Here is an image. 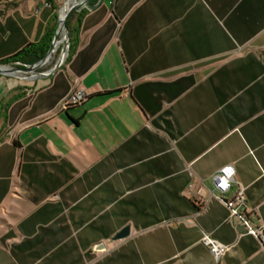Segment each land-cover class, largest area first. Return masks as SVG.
Masks as SVG:
<instances>
[{
  "label": "crops",
  "instance_id": "obj_1",
  "mask_svg": "<svg viewBox=\"0 0 264 264\" xmlns=\"http://www.w3.org/2000/svg\"><path fill=\"white\" fill-rule=\"evenodd\" d=\"M64 1L0 0V62L53 39ZM91 4L62 68L0 74V264H264L211 194L234 165L225 197L264 225V0Z\"/></svg>",
  "mask_w": 264,
  "mask_h": 264
},
{
  "label": "built area",
  "instance_id": "obj_2",
  "mask_svg": "<svg viewBox=\"0 0 264 264\" xmlns=\"http://www.w3.org/2000/svg\"><path fill=\"white\" fill-rule=\"evenodd\" d=\"M77 4L80 6L79 10L84 8L94 7L89 5L88 0L85 3H80L76 0ZM78 10V11H79ZM65 36V35H64ZM66 45V38H65ZM65 45L62 47L60 51V55L63 52ZM59 55V56H60ZM70 57V56H69ZM67 58V60L69 59ZM65 61V63L67 62ZM58 59L51 64L54 66L57 63ZM65 63L61 66V68L65 65ZM49 70V69H48ZM46 71H40L37 73H43ZM88 99V94L81 89L73 90L62 103L63 110H68L73 106H77L83 104ZM214 189L211 194L222 201L228 211V222L237 221L246 229L247 234L255 237L263 246H264V225L255 224L247 210V202L245 198V190L244 188H238L235 190L233 195L230 198H226L225 196L229 195L234 190V185L237 183L236 181V168L234 165H227L222 167L214 176H213ZM202 243L209 249L211 254L214 256L215 260L218 262L222 257L226 255V253L230 250V246L225 245L218 240L211 238L209 235L205 234L202 238Z\"/></svg>",
  "mask_w": 264,
  "mask_h": 264
},
{
  "label": "water",
  "instance_id": "obj_3",
  "mask_svg": "<svg viewBox=\"0 0 264 264\" xmlns=\"http://www.w3.org/2000/svg\"><path fill=\"white\" fill-rule=\"evenodd\" d=\"M75 1L76 0H65L61 4L57 15L58 18L57 29L52 39L49 51L43 58H41L39 61L35 62L34 64H25L21 61H15L11 63H0V74L15 76L22 80H35L37 78L48 77L54 74L57 70H59L71 54L72 39H71V29L69 26V18L73 12H76L80 9V6L78 4H75L76 3ZM88 2L89 5L92 6L91 0H88ZM59 29H61L65 35L66 45L63 49L62 54L58 57L57 63L54 66H52L49 70L43 73H37L31 71V69L36 66L49 64L51 62L50 60H48V56L51 50L53 49L55 42L57 41V35ZM129 234H130V228L126 227L114 237V240L124 239L128 237Z\"/></svg>",
  "mask_w": 264,
  "mask_h": 264
},
{
  "label": "trees",
  "instance_id": "obj_4",
  "mask_svg": "<svg viewBox=\"0 0 264 264\" xmlns=\"http://www.w3.org/2000/svg\"><path fill=\"white\" fill-rule=\"evenodd\" d=\"M49 36L50 35L45 36L38 43H32L27 45L26 47L22 48L19 52H17L15 55L3 60L0 63H11L15 61H21L25 64H34L48 53L52 41V38ZM71 39H72V46H71V54H72V51L74 50V38L72 31H71Z\"/></svg>",
  "mask_w": 264,
  "mask_h": 264
},
{
  "label": "bare ground",
  "instance_id": "obj_5",
  "mask_svg": "<svg viewBox=\"0 0 264 264\" xmlns=\"http://www.w3.org/2000/svg\"><path fill=\"white\" fill-rule=\"evenodd\" d=\"M78 2L80 3H85L86 0H78ZM77 4V3H75ZM65 43V36L64 33L61 29L58 30V35H57V41L55 42V45L53 47V49L51 50L49 56H48V60H50V58L53 56V54H57L61 51V48L63 47V44ZM45 65V64H44ZM41 66V65H40ZM40 66H36L34 68L31 69V71L36 72V70L40 67Z\"/></svg>",
  "mask_w": 264,
  "mask_h": 264
},
{
  "label": "rangeland",
  "instance_id": "obj_6",
  "mask_svg": "<svg viewBox=\"0 0 264 264\" xmlns=\"http://www.w3.org/2000/svg\"><path fill=\"white\" fill-rule=\"evenodd\" d=\"M77 3V2H76ZM65 45V43L63 44V46ZM61 50H62V48H61ZM59 55H60V52L59 53H57V54H53V56L50 58V63L49 64H45V65H41L37 70H36V72H40V71H43L44 69H46L47 67H49L51 64H53L57 59H58V57H59Z\"/></svg>",
  "mask_w": 264,
  "mask_h": 264
}]
</instances>
